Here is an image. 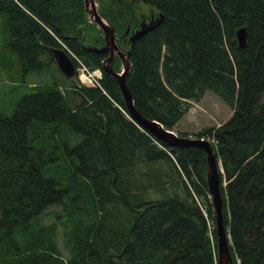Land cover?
<instances>
[{
	"label": "trees",
	"instance_id": "obj_1",
	"mask_svg": "<svg viewBox=\"0 0 264 264\" xmlns=\"http://www.w3.org/2000/svg\"><path fill=\"white\" fill-rule=\"evenodd\" d=\"M96 1L129 50L126 83L145 118L187 136L175 126L207 91L233 109L198 136H211L220 162L233 264H264V0ZM83 3L0 0L1 70L23 92L12 113L0 111V264H218L206 152L133 120L103 68L108 52L88 47L104 37ZM63 46L76 65L73 56L101 70L97 85L56 67L49 49ZM32 73L49 79L28 81ZM51 206L63 212L45 223Z\"/></svg>",
	"mask_w": 264,
	"mask_h": 264
},
{
	"label": "water",
	"instance_id": "obj_2",
	"mask_svg": "<svg viewBox=\"0 0 264 264\" xmlns=\"http://www.w3.org/2000/svg\"><path fill=\"white\" fill-rule=\"evenodd\" d=\"M85 9L89 15L90 20L97 23L102 31L104 37V44L88 45L89 48L97 50L99 52H108L107 57L103 61V68L114 76L121 88L125 104L133 118V120L151 134L166 142L170 145H196L201 147L206 152L207 160V186L212 197V202L215 210V225L217 236V263L218 264H233L231 250H230V235L227 232V228L224 224L222 213V196L219 187V174L218 168L220 162L217 160L216 153L213 149L211 141L204 137H189L179 136L171 129H167L157 120H149L145 118L134 105L130 90L126 83V74L131 68L129 61V50H123L117 44V33L112 24H110L97 9V3L95 0H84ZM162 17V13H158L156 16H152L149 20H142L139 28L135 29L129 35V41L132 45L134 39L148 29L155 26L159 19ZM129 27L126 28L125 34L128 33ZM237 39L240 45L245 43L246 28L241 26L236 31ZM51 55L55 61L56 67L67 77H76V65L72 57L60 47H51L49 49ZM115 55H118L121 60V66L119 70L113 68V62ZM222 171V169H221Z\"/></svg>",
	"mask_w": 264,
	"mask_h": 264
},
{
	"label": "rangeland",
	"instance_id": "obj_3",
	"mask_svg": "<svg viewBox=\"0 0 264 264\" xmlns=\"http://www.w3.org/2000/svg\"><path fill=\"white\" fill-rule=\"evenodd\" d=\"M141 8H143V6ZM140 11L141 9H139V12ZM2 18H3L2 14H0V51H1V48L5 45V40H6L2 32V29H1ZM96 25L98 26V28L101 29V27L98 24ZM87 32H88L87 38L89 42H91V40L94 39V32L90 30V28L88 29ZM102 34H103V31H102ZM120 47L124 49L123 46H120ZM73 58L75 59L74 56ZM2 67L3 66L0 63V111H4L5 113L10 114L16 107V104L18 103V101L21 99L23 92L20 90H17V88L15 87L16 86L15 81L10 80V78H8L7 75H5V72L1 70ZM88 70L90 72H93L97 70V68L96 69L88 68ZM48 79H49V76L47 74L39 75L37 73H32L28 76V81L35 82V83L46 81ZM84 81L86 80L84 79ZM81 83L85 85H90V86L96 84V82L93 80H91V82L86 81V83L81 81ZM232 112H233V109L228 104L223 102L214 93L207 91L199 101L191 102L189 109L183 115L179 123L175 126V130L179 132H184L189 137H193V138L198 137L199 132L202 129L206 127L220 125L221 123L226 121L231 116ZM205 138L208 139L209 141L211 140V136H206ZM62 212L63 211L61 210L59 206H51L41 216V219L45 223H48L54 220L58 221V217L60 216ZM58 241L61 247L62 245H64L66 241V237L64 236L63 230L61 227L59 228V232H58ZM61 250L63 252V255L67 256L66 250L64 249H61Z\"/></svg>",
	"mask_w": 264,
	"mask_h": 264
},
{
	"label": "built area",
	"instance_id": "obj_4",
	"mask_svg": "<svg viewBox=\"0 0 264 264\" xmlns=\"http://www.w3.org/2000/svg\"><path fill=\"white\" fill-rule=\"evenodd\" d=\"M76 58V60H77V62L79 63V67H78V69L80 70L79 71V77H80V80L82 81V82H84V83H86V81L87 82H91V80H93V81H95L96 82V84L95 85H97L99 82H98V80H99V78L101 77V70L100 69H97V70H95V71H93V72H90L89 70H88V68H87V66H85V64L80 60V59H78L77 57H75ZM81 72V73H80ZM98 78H96V77ZM82 77H84L83 79H82ZM84 79L86 80V81H84Z\"/></svg>",
	"mask_w": 264,
	"mask_h": 264
},
{
	"label": "bare ground",
	"instance_id": "obj_5",
	"mask_svg": "<svg viewBox=\"0 0 264 264\" xmlns=\"http://www.w3.org/2000/svg\"><path fill=\"white\" fill-rule=\"evenodd\" d=\"M83 5H84V3H83ZM148 15V14H147ZM151 17V16H150ZM55 38V37H54ZM125 45V44H124ZM64 48H62V49H64L67 53H71V51L69 50V49H67L65 46H63ZM41 58V57H40ZM101 77H102V73H101ZM100 77V78H101ZM84 78V77H83ZM59 79V78H58ZM118 83V82H117ZM23 86H24V84H23ZM27 87V86H26ZM33 89V88H32ZM29 90V89H28ZM226 225V224H225ZM215 229H216V225H215ZM227 232H228V234H229V231H228V229H227ZM216 259V258H215Z\"/></svg>",
	"mask_w": 264,
	"mask_h": 264
}]
</instances>
